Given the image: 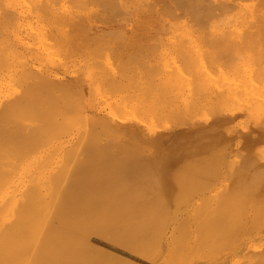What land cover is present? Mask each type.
Instances as JSON below:
<instances>
[{"label":"bare ground","instance_id":"6f19581e","mask_svg":"<svg viewBox=\"0 0 264 264\" xmlns=\"http://www.w3.org/2000/svg\"><path fill=\"white\" fill-rule=\"evenodd\" d=\"M103 1L115 2V0H102V2ZM118 1H120V4H123L122 0ZM140 1H142L143 4H145V2H148V0ZM155 1L161 2L162 8H165L166 12L165 14L161 12L166 16L165 18H160L161 27H164L166 23L172 24V21L180 18L182 20L179 22L182 24L192 21L194 23L197 22L200 27L207 29V31L203 29L205 31H203V33L207 34L210 37L228 40L232 38L233 35H235L233 28L235 27L234 25L246 21V16L239 11L240 9L233 12L231 11L234 8L233 6L235 5H230V1L227 2L228 4H226L227 0H223V2H217L218 0ZM263 1L264 0H262V2ZM95 2H97V0ZM151 2L149 0V3ZM260 2L261 1L259 0V3ZM33 3H37L35 4V7L37 6L38 9H45L51 13L52 8L50 0H38V2L33 0ZM68 3L70 4L71 1ZM77 3L79 6V1H77ZM142 3L141 5H143ZM259 3L255 0L254 4L264 6L263 4ZM148 5L149 6H147V8H153L151 7L153 4ZM106 6L107 8L109 6L111 7V5ZM116 6L119 7V5ZM74 7H76V5ZM100 7L102 6L100 5ZM115 9H117V7ZM103 10L105 11L104 8ZM139 14L140 13H138L137 15ZM155 16L156 15H154V18L158 17ZM4 17L11 19L9 13H3L0 9V20H2ZM260 17L261 18L259 19L261 20L262 16ZM139 20L136 19L137 22ZM250 23L248 21V25L252 27L253 23ZM238 31L239 32L237 35L241 34V36L239 35L241 38H239L242 40L243 30L241 31L242 33L240 32V30ZM42 34L43 30L41 31L40 37ZM251 35L249 36L252 37L253 35ZM36 37L39 40L38 35ZM205 37L206 36L204 35V38ZM261 39V42L264 43L263 37H261ZM48 40H50V37L48 38ZM128 40L126 39V41ZM133 42L134 41H132V43ZM205 42H207V39ZM253 42L252 44H254ZM165 43L166 40L163 43L160 41L161 45ZM127 44L128 46L130 45V43ZM143 46L145 47L146 45ZM253 46H251V48ZM48 48L51 49L49 46ZM148 48H150V46ZM46 49L44 48V50ZM150 50L152 51V48ZM141 51L142 53H144L143 50ZM133 52H135V54L133 53V57H135V55L137 54L136 48ZM49 53L50 55L52 54L51 52ZM182 53L185 57H188L189 55L188 50H186L184 47L182 48ZM131 54L132 53H130V55ZM144 54L142 58L145 57ZM54 55L56 56L55 52ZM136 56V58H138V54ZM171 56L172 55H170V57ZM106 58H108V56ZM119 59L121 60V58ZM245 59L246 54L240 53L234 55L230 60L228 68H230L233 72H237ZM0 60L3 61L2 59ZM7 60L3 62L6 63ZM207 61L208 60H206V62ZM15 62L19 63L17 61ZM119 62L116 64V67L114 66L115 63H113L114 69L118 67L117 65L119 64ZM164 64L165 59L163 66ZM2 65L4 64H1V66ZM124 66H126L125 63ZM156 66H159V58H157ZM249 66L251 67L250 64ZM145 67L147 66L145 65ZM120 68L121 67L119 66L118 69L120 70ZM131 68L132 67H130L129 69ZM147 68L148 71L152 70L154 72L153 69L149 70V67ZM23 71H25V74L28 73L30 75L31 81H27L25 78L19 76L23 75L22 73L19 74ZM26 71L28 72L26 73ZM29 71V68L17 71L19 75L16 76L20 77V80L19 78L16 79L19 80V83L21 84L20 81H23V79L28 82L24 85L23 88H19V91H17L19 83L16 82L18 83V86L15 84L16 80L14 77L16 76H12V74L8 75V79L10 78V76L11 78H14L12 80H15V86H13L14 84L12 86L17 90H13L15 94H11L13 92L9 91V94H11L10 96L4 98L1 97L0 99V264H175L174 262H179L178 259L180 258V256L178 257V251H180L179 246L181 247L182 245V238H180L181 240H179V238H177L178 236H170L171 234L168 231L170 235H168L169 239L166 241L163 240L162 233L163 230L168 226V224H171L172 230H174L173 232H171L172 235L173 233H179L180 229H184L183 231L185 233L182 232V234L184 233L185 235H187L188 232L185 225L187 223V220H189L190 223L192 222L193 229L191 230V232L195 234V238L192 243L189 244L190 246H188L187 244V247L184 246V248H186V250L188 251V255L192 253V256L189 257L185 254V257L183 256L181 260L183 259L185 261L184 264H196L201 261L196 260V257H198L197 254L204 249L209 250L211 248L212 234L215 230L218 231L219 229H222L223 225L225 224L224 221L226 220V218H228L230 213L233 212L234 214L235 211L236 213H240L242 216H245L243 215V213L245 214V212L241 213V210L243 209L242 211H244L245 208H243L242 205V208H240V198L242 194L248 193V191L245 192L244 190H229L227 186L231 183L234 186L237 184L238 187L239 183L243 182L244 180L253 179L251 177V174L254 175L255 173H253L252 171H264V160H262L264 158L260 157L258 154L259 152L264 151H262V149L261 151H259V148H257L256 146V144H258L259 146L261 143L260 141L264 140V129H260V127H251L252 129H249L244 133L239 132L236 134L234 133L235 135L231 134V130L233 128L232 123L241 111L224 113L223 115L216 117L212 122L209 120L210 123L207 125L197 124L196 126L188 129H183L176 126L163 132L152 130L149 125L146 124V122H143V119H140V117H138L139 120L137 121L113 120L111 125L109 124L111 130L110 132L108 131V133H111L112 131L113 134L117 133L119 135L128 137L132 141L131 146H133V150L136 149L134 151L132 150V153L131 151H129V153L131 154H129L128 156L126 154L128 152V148H126L128 147V145L126 146L124 145V143H122V145H118V143H116L117 139L115 140L114 138H112V134L109 139H114L115 143L117 144V149L115 147V143L113 144L115 147L114 149H116L113 150V152L115 151L114 155L118 154L120 156H111V154L113 153L111 151V144L114 141L110 142L109 139L105 138L106 140H109L108 142H110V147L108 149L109 144H105V147V145L103 144L104 142L106 143V141H102V144V142L99 141L98 138V140H92L93 144L90 142L91 138L90 140L88 138L89 143L92 144H90L91 146H89L88 142L86 141L87 137L82 142H87L84 143L89 146V150L92 153L90 154L88 150H82L84 148L78 149L80 151L82 150L83 154L88 151L90 156L88 155V153H86L87 155H84L87 157H83V155L77 157L81 154L78 151L80 154L77 155L76 158H74L76 153L74 152L75 155H73L72 151L73 149L75 151L74 146L76 147V144L74 143L72 150L68 151L69 147V149H71V146H68V143L70 141L65 140L64 138L55 143L54 148H44L42 150L43 152H37L34 150L37 149L36 144H38L37 147H39L40 144L42 146L44 144H47L46 142H49L51 138L48 140L46 137L49 138L53 136H46V134L48 135L49 132L52 131V128L55 129L59 126L57 125L58 119L54 122L56 116H58L57 112H59V110L57 112L55 111L53 118L54 120L52 119L53 115L51 116V113L55 108H60L56 106L60 102L56 103V105L52 103L58 102L59 100H57L59 96L56 94L58 96L57 97L51 91V89L54 88L53 85H56L55 87L57 90L63 89L65 91H68L66 85L69 84L72 87V90H74L75 93L77 92V96L83 95L85 89H83V87H78L76 84L77 82L74 80H71L69 83L66 82L65 84H63V82L62 84H60L55 82V79H53L49 73L43 75H31L32 73H29ZM12 73L13 75L15 74V72ZM249 73H247V76ZM29 75L26 78L29 79ZM132 75L133 74L129 76L127 74V77L129 76L131 78ZM23 76L25 77V75ZM34 77L38 78V80L36 81ZM110 80H112V78ZM114 80V82H118L116 81V79ZM231 80H233V78ZM120 82L121 81H119L118 86L121 85ZM253 82L255 84L258 83L257 81ZM113 84L114 83H112L111 85ZM96 87L97 86H95V88ZM123 87L125 86L123 85ZM241 87L244 86L242 85ZM106 88H108V86H106ZM114 89L119 90L118 87H114L113 90ZM259 89H261V87H259ZM52 90L54 91V89ZM50 91L52 92V95H50ZM111 92L112 91H110L109 94H111ZM53 94L55 97L53 96ZM256 94L259 95L258 93H255V95ZM45 95L55 98H51V100L53 101L50 102V97H48V102L53 104V106H55L54 108L50 103L48 105V102H46L47 100H45L48 98H44ZM97 95H99V92ZM232 95L234 96L235 94L232 93ZM64 96L62 97L65 98ZM209 96H211V94ZM123 97L125 98V96ZM219 97L222 99L225 97V94H223V92H220ZM260 97L263 98V96ZM128 98H126V100ZM132 99L131 101H133L134 103V100ZM236 99L239 101V98ZM64 102L66 101L64 100ZM75 106L76 105H74V108ZM124 106L126 105L124 104ZM151 106L155 108V113H158L157 116L159 115V113L161 114L166 111V108L160 103H154V105ZM50 107L53 108L51 109L52 111L49 110ZM147 107L148 108L146 109L150 111V107ZM110 109L112 112L113 109ZM107 112L111 115L114 114V116L118 118V115L116 116L113 112L110 113V110H108ZM60 113L62 112H59V114ZM130 113H133L131 109ZM69 115H67V118L69 117ZM75 115L77 114L75 113L74 116H70V119H72V121L74 120L73 124L78 122L77 119L80 118V121L83 119L81 118L82 116H77L78 118H76ZM133 115L134 114H132V116ZM150 115L151 113L149 112L150 118L148 117V119H150L151 121L152 115ZM137 116H139V114H137ZM137 116L134 115L135 118ZM205 116H207V114ZM73 117L76 119H74ZM86 117H88V115ZM89 117L87 118L86 123H91L90 125H98L100 122H102V124L104 125L103 122H107L105 115L101 112V110L96 108L90 109ZM65 118L66 115L64 116V119ZM119 118H121V116ZM89 119H92V121L90 122ZM61 120H63V118ZM70 122L71 120H69L68 124ZM82 122L83 120L76 126L77 128L73 133L76 139L73 137L74 141L71 142H75V140L79 141L81 137L84 138V135L82 136V133L84 132L85 134L86 132L83 128H80V126L82 127ZM151 122L150 124L154 126V124H152ZM54 123H56L57 126L54 125ZM53 125L55 126V128ZM67 126L69 127L71 125L69 124ZM158 126H156L155 124V127ZM85 127H88V129H90L91 126L89 127L88 124H86ZM102 127L105 129L106 123ZM102 127L99 129L94 127L95 130H88L85 136H88L92 131H96V129L99 131V134ZM63 128H61V130L63 131L59 132V137H61L60 135H62L65 130ZM221 128H224V132L221 130ZM58 129L57 131H60ZM55 130L52 131L49 135H52L53 132L56 133L57 131L55 132ZM67 130L69 131V128H67ZM104 131L107 132L106 130ZM92 133L94 134V132ZM225 133H227V136L224 137ZM41 134H43L41 137L42 141L39 137L41 136ZM56 135L57 133L55 134V137L53 139L59 138ZM105 135L107 136V133ZM102 137L105 136L103 135ZM37 138L39 143H37L38 141H36ZM120 140L121 138L118 141L120 142ZM183 140L194 141L195 143L182 144L181 142ZM96 141H98V144H96ZM121 141L123 142V140ZM80 143L77 142L78 147L80 146ZM85 144L83 146L88 149ZM99 144L103 145L105 147V150H107L103 153V155L107 153V157L106 155L102 157L99 156L104 151L102 149L101 152V148H103V146L101 147ZM67 152H72L74 159L72 158L71 153L69 154ZM96 152L100 154L98 155ZM67 154L71 156L73 161ZM54 156L55 158L52 159V157ZM66 156L68 159L66 158ZM236 156H239L244 163L243 169L241 168L242 164L240 165V169L236 168L239 164L238 160L234 158ZM66 159L71 160V167H69L68 164L71 162H66ZM243 171H245V173ZM247 171H250V174L248 176H246ZM254 180L255 178L253 179V181ZM254 192H256V190H253L248 194L250 195ZM231 197L234 198V201L236 200V202L232 201L234 204L239 203L238 209H240V212L236 211V205L234 206V211L230 209V211L232 212H228L227 203L231 199H229V201L227 199ZM262 205H264V200ZM179 215L183 216V219L180 217L182 220L179 218V221L183 222L184 219H187L186 223H182V225H184V228L183 226L181 228L179 226L181 224L177 223L179 222L177 220V217ZM241 215L238 216L235 214L233 219H235V222L238 226L242 227L244 225L243 233L240 234L237 239H235V242L232 245H229L223 252L218 255V257L215 259L214 264H264V219L261 221H253L252 217H248L247 219L243 218ZM245 220H247V222ZM241 222H243V225L240 224ZM191 232L190 234L193 235ZM169 236L172 238L170 239ZM166 237L167 236H165V238ZM188 237L189 235H187V238L185 237L186 240L188 239ZM177 248H179L178 251ZM172 249H175L174 251L176 252L173 251V254H170ZM178 264L181 263L179 262Z\"/></svg>","mask_w":264,"mask_h":264},{"label":"rangeland","instance_id":"374dc122","mask_svg":"<svg viewBox=\"0 0 264 264\" xmlns=\"http://www.w3.org/2000/svg\"><path fill=\"white\" fill-rule=\"evenodd\" d=\"M34 1L38 2V0H34ZM55 1L56 0L54 1L50 0L52 14L45 9L43 10V9H38L37 6L35 7V4L37 3H33V0H25V2L24 0H1V3H0L1 11L3 13H9V15L11 16V19L4 17L2 20H0V59L5 61L9 58L6 61V63L0 60V90L2 89L1 91L4 92L3 94V92L0 91V99L1 97L4 98L7 96H10L11 94H15L14 91H16L17 89H18L17 91H19V88H23L24 85L28 83L26 82V80L31 81L30 75L27 73L28 71H26L27 74H25V71L19 73V74L22 73L23 75H25V77L23 75L22 76L19 75L17 72V71H21V69H27V68L30 69L29 73H32L31 75H34V74L43 75V74L49 73L50 76L53 79H55L54 81L57 83L62 84L64 82L63 84H65L66 82L69 83L71 80L72 81L74 80L77 82L76 84L78 87H83V89H85L83 95L77 96L76 94L77 92L75 93V91L72 90V87L69 84H68L69 86L66 85L68 91H65L63 89L57 90L55 87L56 85H53L54 88L52 89H54V91L52 89L51 91L55 95L57 94L59 96L58 97L56 95L58 97V98L56 97L57 100L58 99L59 100L58 102H52V103L56 105V103L60 102L59 104L56 105L57 107H60V108L59 109L55 108L54 111L51 110L55 107L53 106V104L50 103L51 101H53L51 100V98L55 97L54 94H53L54 97L45 95L44 98L50 97V102H48L49 98L45 100H47L46 102H48V105L50 103L53 106V108L50 107L49 109L52 111L51 113V116L53 115L52 119L54 118L55 111L57 112L59 110V112H62V113L59 114V112H57L58 114L57 113L56 114L58 116H56L55 120L53 119L54 122L58 119L57 125L60 126V127L58 126L59 129L58 127L55 128L54 125H56V123H54L53 126L56 130L53 128L51 130L52 131L55 130V132L57 131V129L60 130L56 132L57 133L56 136L58 137L60 134L59 132L63 131L61 130L63 126H64L63 129L65 130L62 133V135H60L61 137H59L58 139H53L56 133L53 132L54 134L52 133V135H49L51 134L52 131L50 132L48 131L49 134L48 135L46 134V136H53V137L48 138L45 136L48 140L50 138L51 140L49 142L47 141L46 142L47 144H44L43 146L40 144L41 147L40 146L37 147L38 144H36L37 149H34L35 151L43 152L42 150L44 148H49V147L54 148V144L64 138L65 140L70 141L68 143V146H71V149H69L70 148L69 147L68 151L72 150V147L75 143L77 147V152L79 151L81 153V154L79 152L77 153L76 147L74 146L75 151L73 149L72 152H73V155H75L74 152L76 153V155L74 157L72 155V152H70L72 155V158L73 157L76 158V156L79 154L80 155L77 157H80L82 155L83 157H87L84 155H87L86 153H88V151L90 154L92 153L89 150L90 149L89 146L93 144V141H95V139L98 138L99 141L101 142L106 141V143L104 142V144L102 142L103 145L109 144L111 141H114V139L115 140L117 139L116 143H118V145L120 144L122 145V143H124V145L126 146L128 145V147H126L128 148L127 149L128 152L126 153L128 156L129 154L132 153V150H133L132 148L133 146H131L132 144L131 139H129L128 137L119 135L117 133L113 134L112 131L111 133H108V131L110 132L111 130L110 125L113 120L114 121H135V120L137 121L139 120L138 117H140L141 120L143 119L144 120L143 122H146V124L149 125V127L152 130L163 132V131H166L167 129H171L176 126L183 128V129H188V128L196 126L197 124L207 125L210 123V121L211 122L214 121L216 117L223 115L224 113H229L232 111H241L232 123L233 128L231 130V134L235 135L236 133H239V132L244 133L247 130L252 129L254 127L256 128L260 127V129H264V82H263L264 81V46H263L264 43L261 42L262 40L261 37H263V41H264V18H263L264 17V14H263L264 6L254 4L255 0H227V1L224 0L226 1V4H228L227 2L230 1L229 2L230 5L231 4L232 6L235 5L233 6L234 8L231 10L232 12L240 9L239 11L246 16V21H244L243 23L234 25L237 28L236 29L235 27H233L235 35H233L232 38L228 40H222L216 37L215 38L210 37L207 34L203 33V31L204 30L207 31V29L200 27L197 22H195L197 24H195L193 21L182 24L179 22L182 20L180 18L172 21L171 22L172 24L166 23L164 27H161L160 18L161 17L165 18L166 16L163 14H165L166 12H165V8L164 9L162 8L161 2H157L155 0H150V2L152 1L151 3H149V0H148V2H145V4H143L142 1L140 0L139 2L138 0H129V1L122 0L123 4H120V1L118 0H115L116 3L111 2V1L110 2L105 1L106 2L105 3L104 1L102 2V0L101 1L97 0V2H95L96 0H90V1L89 0H82V1L80 0H76V1L75 0H57L56 2ZM70 1H71L70 3L71 5L68 3ZM77 1H79L80 7L78 6ZM221 1L223 2V0H218L217 2H221ZM256 1H258L259 3V0H256ZM260 1L261 2L259 4L264 5L263 3L264 1L263 2L262 0ZM141 3L143 5H141ZM148 4H153L152 6L150 5L151 7H153L151 8L152 10L149 7L147 8V6H149ZM75 5L76 7H74ZM100 5L105 9V11L103 10L102 7H100ZM106 5L108 6L111 5V7L109 6L107 8ZM116 5H119V7ZM116 7L117 9H115ZM174 11H175V7H174ZM138 13L140 14L137 15ZM154 15H156L155 17L157 16L158 17L154 18ZM260 16H262L261 20L263 21L259 19L261 18ZM136 17H139V18H136ZM136 19L138 20L140 19L139 20L140 22L139 21L137 22ZM248 21L249 23L250 22L253 23V26L251 25L252 27L248 25ZM78 25H80L81 27ZM42 30H43V34L41 35L42 37L41 38L40 34ZM238 30H240V32L243 30L242 31L243 33L242 32L241 33L244 35V37L242 35V38L243 39L245 38L244 40L240 39L241 34H239L240 36L237 35L239 32ZM251 30L252 31L254 30V31L252 32ZM202 34H204L207 38L206 37L204 38V35ZM260 34H263V35H260ZM37 35L40 41L36 37ZM249 35H251L253 38L250 37ZM44 36L45 37L48 36L46 37L47 40L45 39ZM49 37H50V40H48ZM133 38L136 40H134ZM126 39L127 40L132 39V40L126 41ZM206 39H207V42H205ZM165 40H166V43H165L166 45L165 44L161 45L160 41L163 43ZM132 41L134 42L132 43ZM115 42L117 45L115 44ZM252 42L255 45L252 44ZM45 43L47 44V46ZM127 43H130V45L128 46ZM124 44L127 45L128 47L125 46ZM143 45H146V46L144 47ZM147 45H149L150 48H148L149 46ZM48 46L51 49H49ZM116 46L119 48H117ZM251 46L253 47L251 48ZM121 47L122 48L124 47V48L122 49ZM183 47L186 50H188L189 52L188 57L183 56V53H182ZM44 48L45 49L47 48V49L44 50ZM135 48L138 54V58H141V59L136 58L137 54L135 55V57H133V53L135 54V52H133ZM145 48L147 49V51ZM151 48H152V51L150 50ZM138 49L143 50V52L146 54L142 53V51L141 50L139 51ZM48 51L51 52L53 55L52 54L50 55ZM53 51L55 52L57 57L54 55ZM130 53L132 54L130 55ZM240 53L246 54V59L242 63L239 70L237 72H233L230 68H228L230 60L232 59L234 55H237ZM105 54L108 56L109 59L106 58L107 56ZM143 54L145 55V57L142 58ZM170 55H172L171 56L172 58L170 57ZM256 56H257V59H256ZM119 58H121V60ZM157 58H159L158 67L156 66ZM134 59L137 61H135ZM164 59H165V64L163 66ZM199 59L201 62L199 61ZM119 60L121 63L119 62ZM206 60L208 61L206 62ZM15 61L19 63H16ZM118 62H119V64L117 65L118 67L114 69V66L116 67V64ZM113 63H115L114 66H113ZM124 63L126 66H124ZM1 64H4V65L1 66ZM138 64L140 67L138 66ZM141 64L143 67L141 66ZM249 64L251 65V67L249 66ZM145 65L149 67V70L153 69L154 72L152 70L148 71V68L145 67ZM176 65L178 66V68ZM119 66L121 67L120 68L121 72L118 69ZM133 66H134V69H133ZM165 66L167 67L169 66L170 68L169 67L167 68ZM203 66L206 67L207 69L204 68ZM130 67L132 68L129 69ZM178 69H180L181 71ZM209 71H210V74H209ZM12 72H15V74L13 75ZM181 72H184V73H181ZM247 73H249L248 74L249 77L247 76ZM11 74L12 76L19 75L20 77H23L26 80L24 79L23 81L21 80L20 81L21 84H20L19 83L20 77L18 76L14 77L16 81L12 80L14 78L13 77L11 78V76L8 79L9 77L8 75H11ZM58 74H61V75H58ZM127 74L129 76L131 74L133 75L131 76V78L128 76L129 77L128 79ZM185 74H187L188 77ZM28 75H29V79L26 78L28 77ZM124 76H126L127 78ZM110 77L112 78V80H110L111 79ZM229 77L231 79L233 78L234 81L231 80ZM16 78H19V80ZM113 78L116 79V81L118 82L117 83L114 82L115 80ZM249 78L252 80H250ZM34 79H36V81L38 80V78H35V77ZM14 81L17 86H18V83H19V86L20 85L21 86L20 87L16 86L17 89L13 87L15 86ZM119 81H121L120 86L123 87L124 85L125 87L121 88L120 86H118ZM253 81L255 82L257 81L258 83L255 84ZM111 82L114 83L113 84L114 86L111 85L112 84ZM242 85L244 87H241ZM95 86L97 87L95 88ZM106 86H108V88H106ZM112 86L113 88L118 87L119 90L114 89L115 90L114 91ZM259 87H261V89H259ZM109 90L112 91L111 94H109L110 92ZM249 90H252V91H249ZM9 91L13 93L9 94L10 93ZM63 91L66 95L63 93ZM97 91L99 92V95H97L98 94ZM254 91L255 93H258L260 96H263V98L257 94L255 95ZM52 92L50 95H52ZM220 92H223V94H225V97L222 99L219 97ZM250 92H251V95H250ZM232 93L235 95L233 96ZM60 94L62 96L65 95L64 96L65 98H63ZM210 94L211 96H209ZM127 95H129L130 97ZM123 96H125V98ZM126 98L128 99L126 100ZM236 98H239V101ZM104 99L108 103L105 102ZM131 99L134 100V103L133 101H131ZM64 100L66 102H64ZM154 103L156 104L160 103L162 106L166 108V111H164V113H161V114L159 113V115L157 116L158 113H155V108L151 106V105H154ZM124 104L129 108L124 106ZM74 105H76L75 108H74ZM147 106L150 107V111L146 109L148 108ZM91 108L99 109L105 115L107 122L105 121L103 123L104 125L106 123L107 129L106 128L104 129L102 127L104 126L102 122H100L101 125L100 123L98 125L96 124L97 127L95 124L94 125L92 124L93 125L92 126L90 125L91 123L90 124L86 123V120L89 117ZM107 108L108 110H110V113L113 112L115 113L116 116L118 115V118L115 117L114 114L113 115L108 114ZM110 108L113 109L112 112ZM130 109L133 113H130ZM149 112L152 115L151 117L152 118L151 121L153 120L152 122L150 121V119H148ZM75 113L77 114L75 115L76 118H78L79 116H82L81 118H83L82 119L83 124H81L82 127L80 126V128L81 129L83 128L86 133L88 130H95V128L99 129L102 127L103 130L100 129V133L98 134L99 131L96 129V131H92L94 132V134L91 132L90 133L91 135L89 134L88 136L87 135L85 136L86 133L84 134V132L82 131L83 132L82 136L84 135L83 136L84 138L81 137L80 139L81 141L75 140V142H71V141H74V138H75L73 133H74V130H76L77 128L76 126L82 121V120L80 121V118H79L77 119L78 121L76 122L77 124L76 123L73 124L74 120L72 121V119H70V116L71 117L74 116ZM154 113L156 114V116ZM132 114L136 116L137 114H139V116H137L136 117L137 119H136L134 115L132 116ZM206 114L207 116H205ZM63 115L64 116L66 115L65 119ZM67 115H69L68 117L69 119L67 118ZM87 115L88 117H86ZM120 116L121 118H119ZM62 118L63 120H61ZM69 120H71L73 125L70 122L69 124L71 126L68 127L67 125H69L68 124ZM163 120H165L166 123ZM89 121L91 122L92 119H89ZM150 122L154 124V126L151 125ZM86 124H88L89 127L91 126L90 129H88V127L87 128L85 127ZM155 124L156 126L158 125L159 126L155 127ZM66 127L69 128V131L67 130ZM223 129L221 128V130L224 132ZM104 130H106L107 132H105ZM103 133L105 134L107 133V136L108 134L109 136L107 137ZM111 134H112V138H114L113 140L112 138L111 140L109 139ZM226 134L227 133L224 134V137L227 136ZM42 135L43 134H41V136L39 137L41 138ZM103 135L105 137H102ZM86 137H87L86 141L88 142L89 146L85 144L87 143L86 141H84L85 143L82 142L83 140L86 139ZM88 138L89 140L91 138L90 142L92 144L89 143ZM105 138L109 139L110 142H108L109 140H106ZM120 138L121 140H123V142L121 140L120 142L118 141ZM36 141H38V138ZM41 141H42V138H41ZM77 142L78 143L81 142L82 144L80 143L79 144L80 146L78 147ZM260 142L259 143L261 146L259 145L260 146L259 147L258 144H256V146L257 148H259L258 149L259 151H261V149L262 151H264V140H261ZM37 143H39V141ZM70 143H73V144H70ZM114 143L115 141L112 142L111 144L112 152L113 150L117 149L116 143H115L116 149H114L115 148L113 145ZM181 143L182 144H193L195 142L189 141V140H183ZM84 144L88 147V149L85 146H83ZM96 144H98V141H96ZM99 145L101 147L103 146L101 144ZM105 147L103 146V148H101V152H102V149L104 151L101 154L99 153L100 155L97 152L96 153L101 157L105 156L107 154L105 153V155H103V153L107 151L105 150ZM109 147H110V144L108 146V149ZM34 148H35V145H34ZM79 148L80 149L84 148L82 150L84 151L88 150V151L85 152V154H83L82 150L81 151L78 150ZM129 151H131V153H129ZM89 153L88 155L90 156ZM109 153H108V156H109ZM114 153L115 151L111 154L112 157L116 155V154L114 155ZM258 154L260 157L264 158V152H259ZM54 158L55 156L52 157V159ZM234 158L238 160L239 162L236 168L240 169V165L242 164L241 168L243 169L244 163L242 162L240 157L236 156ZM68 161L71 162V160H67L66 162ZM68 164H69V167H71L70 165L72 164V162ZM243 172L245 173V171ZM249 172L250 171L246 172V176L250 174ZM252 172L255 173L254 175L251 174V177L253 179L255 178L254 181L253 179H246L243 182L239 183L238 187H237V184L235 185L236 186L235 187L231 183L227 186L229 190H234V191L244 190L245 192L248 191V193L253 190H256V192L250 195L248 193L241 195L240 206L242 205L243 208H245L244 211H242L243 209L241 210V213L245 212V214L243 213V215L245 216H242L240 213L238 214L234 211L235 208H237L236 211L240 212V209H238L239 203L234 204L232 202L234 201L233 200L234 198L233 197L228 198L227 200L229 201V199H231L230 200L231 202L230 201H229L230 203L228 201H227L228 203L226 202L228 206L227 210L229 213L234 211V214L233 212L229 214L228 218H226V220L224 221L225 224L223 225L222 229H219L218 231L217 230L214 231L211 237L212 239L211 248L209 250L204 249L197 254L198 257H196V260L202 261V263L201 261L198 262L199 264H214L215 259L218 257V255L221 252H223L229 245H232L235 242V239H237V237L243 233L244 231L243 222L240 223L243 225L242 227L238 226L237 223L235 222V219H233L235 214L238 216L241 215L243 218H247V219L248 217H252L253 221H257V220L261 221L264 219V205H262L263 200H264V195H263L264 194V171L259 170V171H252ZM258 175L261 179L258 177ZM234 202H236V200ZM235 205L237 207L234 208ZM242 206L240 208H242ZM230 209L232 211H230ZM180 217L183 219V216L179 215L177 217L178 221ZM186 220L187 219H184L183 222L186 223ZM245 221L247 222V220ZM179 222H177L178 224H181L179 226L181 228L183 226L184 228V225H182L183 222L182 221H179ZM170 225L171 224H168L170 228L167 226L163 230V233H162L163 240L167 241L169 239L168 235L171 234L170 236H174V235L178 236L177 238H179V240H181L180 238H182L181 244L182 245L184 244L183 248L184 246L187 247V245L190 246L189 244L192 243V241L195 238V234L191 232V230L193 229L192 222L190 223V221L187 220V223L185 224L187 227V232H188V234L187 233L186 234L189 235L187 240H186L187 235H185L184 234L185 232L183 231L184 229L182 230L180 229L181 232L179 231V233H176L177 235L174 233L172 235L171 232H173L174 230H172V225L171 226ZM168 231L170 234L168 233ZM182 232L184 233L182 234ZM190 232L193 235H191ZM179 235H182V236L185 235V236H183L184 237L183 238L182 236H179ZM165 236L167 237L165 238ZM171 238L172 237H170V239ZM182 245L181 247L179 246L180 251H178L179 248H177L178 257L180 256L178 261L181 264H184L185 261L183 259L181 260V258L183 256L185 257V254L191 257L192 253L188 255L187 253L188 251L186 250V248H184L183 250ZM174 250L175 249H172L170 254H173L172 252ZM181 251L184 253H182ZM201 257L203 258V260ZM176 262L174 263L175 264L179 263V262L177 263Z\"/></svg>","mask_w":264,"mask_h":264}]
</instances>
